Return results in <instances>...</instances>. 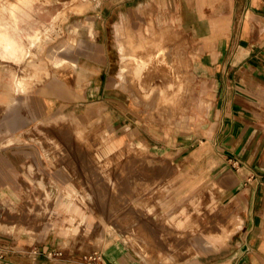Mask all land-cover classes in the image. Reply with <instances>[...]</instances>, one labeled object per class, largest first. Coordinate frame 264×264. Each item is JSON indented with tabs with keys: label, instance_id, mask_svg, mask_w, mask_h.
I'll return each mask as SVG.
<instances>
[{
	"label": "crops",
	"instance_id": "crops-1",
	"mask_svg": "<svg viewBox=\"0 0 264 264\" xmlns=\"http://www.w3.org/2000/svg\"><path fill=\"white\" fill-rule=\"evenodd\" d=\"M53 1L0 0V33L9 34L13 40L0 45V143L2 136L6 141L28 129V118L23 116L26 110L21 107L26 101L35 123L66 113L81 111L87 115L111 108L112 114H117L112 127L116 144L126 145L128 128L124 117H120L125 116L124 102L116 86L121 78L118 73L125 46L123 43L122 48L118 47V40L126 33L138 42L150 40L140 36L144 27V32L152 33L150 27L146 28L148 22L134 26V20H146L145 15L156 9L146 3L153 2L159 6L157 11L164 17L165 27L171 26L168 29L172 33H185L192 42V74L200 82L197 90L202 100L177 128L164 127L163 140L175 129L165 140V151L158 154L171 163L169 193L178 194L177 203L194 199L191 204L197 211L202 209L206 195L211 194L213 202L208 207L225 209L228 228L211 240L223 245L220 243L215 251L200 250L195 262L175 263L165 254L160 261L156 255L163 253L160 244L154 236L148 237L139 222H133L134 228L128 231L130 246L122 238L101 240L93 235L96 219L82 208L80 201L67 196L79 193L68 183L60 189L68 201H60L50 210L51 216L59 208L67 212L64 231L60 233L63 236L55 232V227L61 225L58 221H46L38 233L35 228L13 223L7 214H0V264H90L96 254L109 264H264V0H101V7L90 5L84 13L72 12L70 8L77 3L74 9L78 11L79 2L88 0H73L63 11L60 6L55 10ZM37 3L46 9L44 13L35 14ZM68 13L76 15L67 16ZM13 16L18 19L16 30ZM32 17L34 20L30 21ZM62 18H66L62 26L64 37H69L85 18H91L89 22L93 19V24L82 34L77 33V42H67L59 52L48 51L41 57L43 62L39 61L45 43L31 45L30 37ZM113 36L116 46L110 42ZM13 44L11 50L15 52L9 53ZM28 50L35 51L42 73L46 65L52 74L36 79L30 93L14 96L11 88L18 64L12 59L14 55L30 58L28 52L24 56ZM49 54V60H63L64 67L51 68L47 62ZM180 64L183 72L187 63L184 60ZM22 83L19 79L18 85ZM202 108L207 114L205 119ZM140 129L133 128L134 139L135 131ZM37 146L27 141L0 145V198L13 204L9 206V216L19 208L14 194L30 192L28 187H16L14 180H19L22 173L29 179L28 171L37 169L46 174L43 165L38 166L42 151ZM50 177L57 184L67 179L60 169ZM38 184L42 186L43 181ZM46 194L52 195L47 191ZM181 207L189 209V205ZM104 224L109 227L107 222ZM200 224L205 225L204 218ZM109 232L116 237L114 231ZM208 257L213 260H205Z\"/></svg>",
	"mask_w": 264,
	"mask_h": 264
},
{
	"label": "rangeland",
	"instance_id": "rangeland-1",
	"mask_svg": "<svg viewBox=\"0 0 264 264\" xmlns=\"http://www.w3.org/2000/svg\"><path fill=\"white\" fill-rule=\"evenodd\" d=\"M72 1L55 0L53 4L55 10L60 6V10L63 11ZM90 1L94 3V8L101 7V0ZM79 3L78 11L74 9L77 3L70 8V11L84 13L86 8H91L90 5L83 4L81 1ZM40 4L37 3L38 7L35 14L46 11L43 7L41 8L42 5ZM150 4L156 6V9L154 8L152 13L145 15L146 20L143 18L134 20V26L148 22L146 28L150 27L152 33L148 35V31L144 32V27L140 36L150 38V40L138 42L133 39L132 34L126 33L121 40H118V47L122 48V44L126 42L127 47L133 49L131 46L143 43L151 51V54L152 52H154V55L156 54L157 61V57H159L158 62L162 67L174 70L177 79L179 77L184 78V85L183 81L178 79V81H182L181 83L179 81L180 87L186 86L185 89L181 87L180 90V92L182 91L181 103L173 100L172 103L164 105L163 100L156 99L150 92V95L143 96L138 100V96L132 95L129 89L130 85L120 78L121 80L119 79L116 86L119 87L118 91L122 94L121 100L124 102L125 111V116L120 117H124V123L128 128V131H126L128 133L126 135V145L122 146L116 144L117 136L112 127L117 114L113 115L111 108L107 111L101 109L98 112H90L87 115H84L81 111L77 114L66 113L53 119L35 123L31 113L27 111V103L24 101L21 107L26 110V115L23 116L25 119L28 118V129L13 135L11 139L6 141H4L5 136H2L1 140L3 141L0 145L3 146L5 142L14 145L24 144L26 141L37 144V147L42 151V158L38 162V166L43 165L46 174L40 173V169H37L34 171L35 173L28 171L29 179L23 173L22 176L19 175V180L15 179L14 185L18 188L21 186L28 187L30 192L29 194H14L16 196H14L16 206H19V208L16 214L11 213L10 216L8 215L9 206L13 204L9 199L5 202L4 199L0 198V214H7L13 220V223H22L33 227L38 230V233L44 228L42 224L46 221H58L61 225L55 227V232L58 231L60 234L64 231L63 226L66 223L67 212L59 208L51 216L50 210L52 208L54 210V207L60 201H68L63 197L64 194L61 193L60 189L66 188L65 186L69 183V186H73L79 193L68 194L67 196H70L72 200L80 201L82 208L96 219L93 235L104 240L122 238L127 242L128 231L134 228L131 224L139 222L140 225H144L148 237L154 236L160 244L163 253L158 252L156 254L158 260L162 261L161 259L165 254L169 260L175 263L182 261L195 262L197 259L195 257H197L200 250L215 251L220 248L221 245L219 244L221 242L211 240L227 231L229 218L224 208L213 209L208 207V205H211V201L213 202L211 194L206 195L203 199L204 205L200 212L191 204L194 199L177 203L175 198L178 194L176 192L169 193L171 163L158 156V154L165 151V140L167 142V138L173 134L175 129L163 140L161 138L166 135L164 127L177 128L182 118L192 113V110L197 106V101L201 102L202 100L197 90V85L200 82L197 78L194 80L192 74L193 48L191 40L185 33L170 32L168 28L171 26L165 27L164 17L157 11L159 6L153 2L146 3V5ZM94 8L92 7V9ZM70 14L75 13H68L67 16ZM12 19V25L15 26L18 20L16 16H13ZM88 19L91 21V18ZM29 20H34V17ZM65 20L66 18H62L55 21L50 27H46L44 32L30 37L31 45L38 41L45 43L39 55V61L43 62L41 57L46 52L60 51L67 42L72 44L77 42V33L82 34L83 29H89L93 24V19L92 22H89L85 18L82 25L75 26L74 32L69 37H64L62 26ZM177 30L180 31L179 28ZM110 42L116 46V36L111 37ZM27 52L30 53V58L23 59L14 55L12 59L13 62L18 64L16 65L18 66V75L15 74L11 88L14 96H16V93H30L31 86L36 79L43 80V77L48 78L52 74L46 65L44 74L42 73L43 68L37 65L34 50L26 51L24 53L25 57ZM120 52L122 55L121 49H119ZM50 56L49 54L47 62L51 68L53 65L57 68L64 67L63 60H57L56 57L49 60ZM0 58L2 57L0 56ZM123 60L121 57L118 78L119 74L122 73ZM184 60L187 67L182 72L180 63L183 64ZM165 61L169 63H165ZM169 65H173L174 69L173 66ZM178 67L181 69H178ZM175 68H177L179 74H176ZM118 69L119 65L114 71ZM12 71L15 72V69H12ZM59 72L60 70H56V73ZM19 79L23 81L22 85H18ZM202 110L205 119L207 114L204 113V108ZM135 127H141V129L135 131L137 138L134 139L132 131ZM153 138H156V141ZM58 169H60L62 175L67 177L65 183L57 184L50 177V174L54 173L55 175ZM40 180L43 181L42 186L38 184ZM53 189L55 193L52 192ZM46 191L51 192L52 195L46 194ZM136 199L137 203L135 202ZM182 204L189 205V209L186 210L181 207ZM6 205L8 206L7 211L5 210ZM47 207L50 209L45 210ZM35 212H45V215L38 216ZM202 218L205 219L203 227L200 224ZM105 222L109 224V227L105 226ZM109 231H114L116 237L112 236ZM64 237L74 238L73 236H65V234ZM200 241L203 242V245L198 244ZM221 244L223 245V243ZM127 245L130 246V243L127 242ZM188 253H191L190 257H188ZM205 260L210 261L213 259L208 257Z\"/></svg>",
	"mask_w": 264,
	"mask_h": 264
},
{
	"label": "bare ground",
	"instance_id": "bare-ground-1",
	"mask_svg": "<svg viewBox=\"0 0 264 264\" xmlns=\"http://www.w3.org/2000/svg\"><path fill=\"white\" fill-rule=\"evenodd\" d=\"M81 2L83 4L94 6V3L89 0L87 2L85 1L84 2L81 1ZM15 27L16 26L13 27L14 30H16ZM5 42H13V40L9 34L4 35L0 33V45L3 46ZM124 45H125V51L123 53L124 61H123L121 78L124 79L125 83L130 85L129 89L131 90L132 95L138 96V100H140V98H143V96L150 95L149 94L150 92L156 97V99L163 100L164 105L172 103L173 100H175V102L178 101L181 103L180 96L182 91L180 92V90L181 87L183 86L180 87L179 85L180 80L178 81V79L181 78L179 77L177 79L175 77L174 74L175 71L170 70L166 67H162L158 62L159 57H157L158 58L157 61L155 56L156 54L154 55V52H152L151 54V51L147 49V46L143 45V43H139L136 44L135 46H131V48L133 49L128 48L126 42H124ZM13 47H15L14 44L10 49H8L10 53L15 52L11 50ZM167 62L168 61H165V63ZM173 65H169V66H173ZM172 68L174 69V66ZM179 68L180 67H178V69ZM175 70H176V74H179L177 73L178 71L177 68H175ZM176 76L178 77V75ZM183 79L184 78H182L181 80L183 81V85H184L185 81ZM182 81H180V83ZM185 88L186 86L183 87V89Z\"/></svg>",
	"mask_w": 264,
	"mask_h": 264
},
{
	"label": "built area",
	"instance_id": "built-area-1",
	"mask_svg": "<svg viewBox=\"0 0 264 264\" xmlns=\"http://www.w3.org/2000/svg\"><path fill=\"white\" fill-rule=\"evenodd\" d=\"M2 255H3V253L0 252L1 258L3 257ZM91 262H95L96 264H109L105 260H103V258H101L100 256H97V254L94 255L93 257H91ZM91 262H90V264H91Z\"/></svg>",
	"mask_w": 264,
	"mask_h": 264
}]
</instances>
